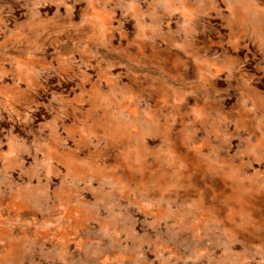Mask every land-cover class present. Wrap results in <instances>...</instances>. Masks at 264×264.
Masks as SVG:
<instances>
[{
	"label": "rangeland",
	"instance_id": "obj_1",
	"mask_svg": "<svg viewBox=\"0 0 264 264\" xmlns=\"http://www.w3.org/2000/svg\"><path fill=\"white\" fill-rule=\"evenodd\" d=\"M0 105V264H264V0H0Z\"/></svg>",
	"mask_w": 264,
	"mask_h": 264
},
{
	"label": "crops",
	"instance_id": "obj_2",
	"mask_svg": "<svg viewBox=\"0 0 264 264\" xmlns=\"http://www.w3.org/2000/svg\"><path fill=\"white\" fill-rule=\"evenodd\" d=\"M68 111L66 113H62L59 115V121L58 123H60L61 125V128L64 130V134L67 136V141H73V138L70 136V129L71 128H79L80 125H82V123H79V119H78V116L75 117L73 114H72V111L74 107L79 108V105L75 103V101L73 99H69L68 102ZM2 105H0L1 107ZM11 106V105H10ZM13 108L15 109L16 106L14 105ZM4 109H1L0 111V126L1 124L3 123H14L15 126H21V122L19 120H16L15 118H11L10 116H6L7 113H4ZM71 111V112H70ZM74 121L76 123H74ZM19 123V125H18ZM2 143H4V139H5V136L3 135L2 137Z\"/></svg>",
	"mask_w": 264,
	"mask_h": 264
}]
</instances>
